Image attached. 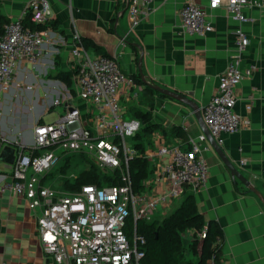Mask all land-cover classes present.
Wrapping results in <instances>:
<instances>
[{
	"label": "crops",
	"instance_id": "obj_1",
	"mask_svg": "<svg viewBox=\"0 0 264 264\" xmlns=\"http://www.w3.org/2000/svg\"><path fill=\"white\" fill-rule=\"evenodd\" d=\"M195 1L206 9L214 26L204 36L178 32L180 10L186 0H155L150 14L132 29L128 0H51L52 20L44 26L47 35L37 60H23L7 90L0 85V132L5 142L31 144L37 122H46L44 115L52 110L53 120L71 105L86 110L87 103L76 94V59L71 52L72 33L77 30L82 38L117 56L127 74L141 78L138 44L143 50L144 78L193 101L192 107L177 98L157 95L150 107L138 94L143 87L140 83L137 82L141 86L137 93L123 90L121 103L126 112L139 106L149 110L161 126L152 133V143L146 144L143 154L151 157L156 136L183 148L190 147L205 133L199 110L216 92L219 76L234 53L235 31L241 27L250 41L243 65L256 67L236 90L235 110L243 125L236 132L225 134L220 147L224 156L264 195V6L246 9L248 20L238 22L224 7L209 8V0ZM28 2L0 0V13L10 20L20 15ZM87 50L91 55L98 54L92 47ZM55 98L62 102L54 105ZM174 125L184 128L188 143L162 133V128ZM199 143L200 154L209 167L207 181L197 189L185 185L179 195L183 199L184 192H192L204 217L216 220L222 227L221 264H264V203L240 180L244 187L237 189L232 171L207 135ZM148 160L152 169V158ZM168 210L159 212L164 215ZM29 263L53 264L40 240L35 212L20 195L0 189V264Z\"/></svg>",
	"mask_w": 264,
	"mask_h": 264
},
{
	"label": "built area",
	"instance_id": "obj_2",
	"mask_svg": "<svg viewBox=\"0 0 264 264\" xmlns=\"http://www.w3.org/2000/svg\"><path fill=\"white\" fill-rule=\"evenodd\" d=\"M154 1L128 0L130 29L150 14ZM255 5L264 6V0L208 1L209 8L224 7L238 22H246V9ZM26 19L35 26L27 25ZM51 20V0H30L20 15L3 23L0 85L4 90L9 88L14 71L23 60H37L47 35L44 26ZM213 29L206 9L195 0H186L180 10L178 32L204 36ZM235 36L234 53L219 76L216 92L201 110L219 145L225 134L236 132L243 125L235 110L236 90L256 67L243 65L250 42L246 31L240 27ZM71 52L76 59V94L87 103L86 110L68 106L58 119L37 122L31 144H12L14 161L0 159V189L20 195L35 212L40 240L53 264H143L146 238L138 232L137 220H150L155 212L167 211L183 186L197 189L205 185L209 167L200 154L199 142L206 139V134H200L188 149L156 136L151 157L144 155L152 158L151 175L136 190L129 161L138 151L127 137H134L141 121L132 116L125 118L121 97L123 90L137 93L141 86L121 68L117 56L91 55L77 30L72 33ZM61 102L60 98L53 101L54 105ZM7 143L0 132V155ZM67 154H76L101 172L121 169L122 182L102 186L87 183L77 190L50 186V180L43 178ZM129 219H133L130 225ZM205 229L198 231L200 239ZM217 242L222 244L223 238L219 236ZM205 264H217V259L212 255Z\"/></svg>",
	"mask_w": 264,
	"mask_h": 264
},
{
	"label": "trees",
	"instance_id": "obj_3",
	"mask_svg": "<svg viewBox=\"0 0 264 264\" xmlns=\"http://www.w3.org/2000/svg\"><path fill=\"white\" fill-rule=\"evenodd\" d=\"M8 20L6 16L0 13V32L3 23ZM25 23L31 27L35 26L29 19H26ZM83 42L87 49L88 47H92L98 54L110 55L102 46L95 42L89 41L86 38H83ZM133 77L143 86L138 91V94L142 97L141 101L150 105V107L154 106L157 95L165 96L155 90L151 85L144 83L140 76L134 75ZM132 107L134 108L132 109L130 107L131 109L129 111L132 117H136L141 121V128L134 135V138L137 140L134 145L138 154L130 159L129 166L134 187L136 190H140L143 187V180L151 173L149 160L144 157L143 152L146 144L152 143V133L161 126L152 119V114L149 110L142 109L139 106ZM162 133L166 136L168 134L178 136L184 143H188L189 141L184 128L179 125H174L170 129L162 128ZM188 148L190 147H187V149ZM69 155L76 154L65 155L63 159L64 164L56 167V170L58 169L61 173L67 170L69 167V159L66 157ZM91 167V169L81 172L73 182L66 179L64 183L65 187L62 190H77L82 184L87 183H95L98 186H102L122 182L121 169H116L113 172H101L97 170L94 164H92ZM52 173L53 172L46 174L43 180H48L47 176ZM234 182L237 189H239V186L244 187L235 177ZM132 223L133 219H129V225ZM204 227H206V229L201 241L197 242L195 240L188 244L192 254L199 255L197 261L193 262L186 257V246L183 243L184 232L191 229L198 232ZM137 230L146 238V243L143 246L145 250V254L142 258L143 264H205L207 258L212 255L217 259V264H221L220 257L223 243H218L217 238L219 236L224 238L223 229L216 220H208L204 217L192 192H184L180 205L173 212L163 216L161 219L137 220ZM129 231L130 228L128 226L127 232L130 233Z\"/></svg>",
	"mask_w": 264,
	"mask_h": 264
},
{
	"label": "rangeland",
	"instance_id": "obj_4",
	"mask_svg": "<svg viewBox=\"0 0 264 264\" xmlns=\"http://www.w3.org/2000/svg\"><path fill=\"white\" fill-rule=\"evenodd\" d=\"M2 96V95H1ZM136 96V95H135ZM3 97V96H2ZM138 97V96H137ZM132 109L134 107H131ZM130 108V109H131ZM54 110H57V108L55 107ZM133 113V112H132ZM131 113H129L128 111L125 113V118H129L131 117ZM55 118V113L52 111L48 112L47 114L44 115V119L46 122H52V120ZM54 121V120H53ZM127 140L130 143H134L135 139L134 137H127ZM69 159V167L67 168V170L63 173L59 172L58 169L56 170V168L52 171L53 173L51 175H48L47 178L49 181L50 186L58 188V189H64V183L66 179H69L70 181H75L77 179V176H79V174L85 170H89L91 169V164L87 161L84 160L83 158L77 156V155H69L68 157H66ZM66 163V162H65ZM64 164V161L62 163H60V166ZM182 201V196L179 195V197L177 198V200L172 204V206L170 207V209L168 210L167 213H165L164 215L161 212H156L155 214H153V217L151 218L152 220L154 219H161L163 216L170 214L171 212H173L181 203ZM199 232H196L194 230H189L187 232H184V236H183V243L186 246V257L191 259L193 262H196L198 259V254H192V252L190 251L188 244L191 241H197L200 242L201 239L199 238Z\"/></svg>",
	"mask_w": 264,
	"mask_h": 264
},
{
	"label": "water",
	"instance_id": "obj_5",
	"mask_svg": "<svg viewBox=\"0 0 264 264\" xmlns=\"http://www.w3.org/2000/svg\"><path fill=\"white\" fill-rule=\"evenodd\" d=\"M137 46L141 49L140 57H139V60H138V68H139V71H140L141 78H142L143 82L151 85L155 90H157L158 92L164 94L165 96L177 98L179 100H182L184 103L188 104L189 106H192L193 107V101L190 98H188L187 96H184L183 94H180V93H178V92H176L174 90H170V89L161 87V86L155 84L154 82L147 81L144 78V74H143V71H142L143 50H142V48L138 44H137ZM199 113H200L201 118L203 120L202 113H201L200 110H199ZM203 123H204V126H205V134L207 135V137L211 141V143L214 146L215 150L218 152V154L223 159V161L226 164V166L232 171L234 177L237 178L238 180H240L245 186H247L252 192H254L260 198V200L264 203V195L262 194V192L248 178H246L224 156L220 145L216 142V140L214 139V137L211 135V132L208 129L207 125L205 124L204 120H203ZM14 152H15V149H14L13 145L11 143H7L4 146L3 150H2V153L0 155V159L2 161H4V162L12 163L14 161Z\"/></svg>",
	"mask_w": 264,
	"mask_h": 264
}]
</instances>
